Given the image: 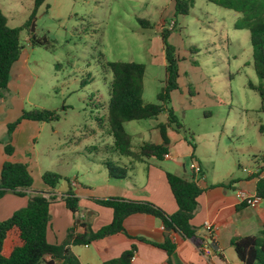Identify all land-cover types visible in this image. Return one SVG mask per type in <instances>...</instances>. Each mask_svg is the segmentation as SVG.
<instances>
[{
	"label": "rangeland",
	"instance_id": "1",
	"mask_svg": "<svg viewBox=\"0 0 264 264\" xmlns=\"http://www.w3.org/2000/svg\"><path fill=\"white\" fill-rule=\"evenodd\" d=\"M0 8L10 27H24L34 2L0 0ZM240 17L205 0H194L190 13L177 18L173 0H47L30 27L21 32L26 70L13 73V89L0 93V127L8 129L23 110L41 108L60 115L58 122L38 124L42 126L38 141L31 144L27 156L36 189L48 191L42 180L47 171L64 177L56 190L62 193L70 191L75 176L86 186L105 174L104 164L119 166V158L104 148L111 138L100 105L108 104L112 76L103 64H143V100L156 103L166 76L162 28L174 29L167 41L180 59L179 89L171 95L169 106L183 125L181 137L204 156L212 177L224 174L233 158L235 169L237 164L252 167L254 156L264 154V112L260 95L249 83L263 82L253 68L250 32L235 28ZM140 21L152 26L144 27ZM31 33L45 39L43 44L32 45ZM164 116L159 118L162 122ZM153 123L125 125L134 136L135 148L150 141ZM24 143L19 142V150L23 151ZM92 145H98L99 151ZM231 147L236 148L234 156L226 158ZM183 148L190 150L182 143V154ZM191 162L186 156L169 164L156 163L168 171L173 167L183 171V165L189 171ZM61 198L54 210L67 209ZM50 216H54L50 236H58L62 216Z\"/></svg>",
	"mask_w": 264,
	"mask_h": 264
},
{
	"label": "trees",
	"instance_id": "2",
	"mask_svg": "<svg viewBox=\"0 0 264 264\" xmlns=\"http://www.w3.org/2000/svg\"><path fill=\"white\" fill-rule=\"evenodd\" d=\"M47 0H33L34 9L29 22L24 27L12 28L8 19L0 8V93L8 92L11 79V69L19 60L23 50L21 44V32L29 28L35 20L36 14ZM223 9L234 11L241 15L235 24L237 30L250 32V41L253 49V68L256 76L263 82L259 86L249 83V87L260 95L264 112V0H205ZM174 18L188 15L194 7V0H173ZM49 9V5H47ZM144 27H151L149 21H140ZM159 30V28H158ZM172 30L162 28L160 31L166 58V76L164 85L157 95L156 103H147L143 100L144 77L146 68L143 64L134 62H106L103 69L112 76L109 87V101L106 106L100 105L105 115L106 135L112 139L110 145H105L107 154L118 158H127L130 164L125 167H111L104 164L111 179H123L136 164L147 162L150 159L163 161L169 154L168 129L177 133L183 130L174 110L170 108L171 95L179 89L180 59L176 49L168 43ZM45 39H38L31 33L32 45H42ZM166 114L167 121L160 124L158 129L162 138V144L143 142L134 149L133 136L127 132L125 125L134 121L157 119ZM60 115L54 110L33 108L23 110L20 118L8 125L5 142L7 155H12L14 148L11 145L14 130L23 121L39 123L58 122ZM103 120L100 119V121ZM193 149L195 146H192ZM91 149L99 151V146ZM264 160V155L261 156ZM192 160L195 156L192 155ZM119 165V164H118ZM198 176V175H197ZM199 176H203V171ZM196 174L193 179H186L173 173L166 172V180L177 204L178 210L169 215L159 207L149 202L128 201L109 198L94 200L100 206L113 211L111 224L94 232L90 225L81 222L84 232L77 234L74 229L67 233L66 240L61 245H51L47 240V230L50 222V207L58 200L56 195L50 193H35L29 198L26 207L16 211L6 221H0V264H81L72 253V246H88L100 239L127 232L124 228V220L134 214H146L158 219L165 229H170L185 239H193L196 230L192 220L199 206V197L202 189L196 183ZM64 179L61 174L45 172L42 180L51 190H55ZM233 180L221 183V186L231 184ZM33 187V178L28 166L23 163L6 162L0 171V199L8 193L24 196L25 191ZM256 195L264 199V180H259L256 187ZM69 210L77 215L80 211L79 199L73 191L67 192L62 198ZM163 249L171 258L176 245L171 238L165 243L155 245ZM232 246L242 264H264V219L262 230L258 235L236 237L232 240ZM135 247L124 252L118 258L109 260L104 264H133ZM49 259V260H48Z\"/></svg>",
	"mask_w": 264,
	"mask_h": 264
},
{
	"label": "crops",
	"instance_id": "3",
	"mask_svg": "<svg viewBox=\"0 0 264 264\" xmlns=\"http://www.w3.org/2000/svg\"><path fill=\"white\" fill-rule=\"evenodd\" d=\"M22 54L23 51L11 69L9 90L13 89L16 82L13 73L22 72L27 68V61L22 58ZM159 118H163V115L157 119L148 120L154 123L153 127L148 130L150 141L146 142L163 143L158 126L166 123L167 116H164L163 122ZM38 124L39 122L23 121L14 130L11 141L14 151L10 156L6 154L4 142L8 129L6 126L0 127V171L6 162L23 163L28 166L32 175L27 156H31V144L38 141L40 134L38 129H42V126ZM167 135L170 142V158H164L166 163H172L175 159H184L186 156L191 159L194 155L196 159L192 161L197 162L202 167L203 176L196 175L195 178L197 185L203 191L198 200V209L192 220L196 236L193 239H185L173 231L168 233L162 223L153 216L134 214L124 220L123 225L127 235H113L95 241L88 246H72L71 251L81 264H104L109 260L118 258L124 252L130 251L133 247L136 249L132 260L133 264H242L232 246V240L236 237L255 236L260 233L264 219V199H261L257 206L248 207L238 200L237 192L243 190L249 195H256L258 180L255 176L244 172L243 169L260 168L264 170V160L261 158L264 154L254 156L255 164L252 167L237 164L235 169L233 161L235 158H231L234 156L236 148L231 147L225 153V157L231 159L227 171L219 177H212L205 166L206 159L204 156L197 153L196 148L193 149L185 138L181 137L180 133L168 129ZM20 141L26 144L23 151L19 150ZM111 143L112 139L107 145ZM182 143H186L190 149L186 152V148H183V154L181 153ZM134 149L136 148L134 147ZM117 162L120 167L130 164L129 159L124 161L119 158ZM156 162L157 160L150 159L147 162L136 164L123 179H111L106 171L103 176L90 179L86 186L82 185L78 181V177L75 176L69 185L70 191L72 190L79 199L80 211L74 215L68 207L67 209L63 208V210H54L56 205H61L60 203L51 205L50 213H57L58 216H62V220L59 222V229L56 231L58 236H50V226H48L47 240L49 244L61 245L66 240L70 229H74L77 234L83 233L84 229L79 225L81 222L89 224L94 232L111 224L113 211L98 205L94 200L115 198L149 202L169 215L175 214L178 207L167 183L166 172L186 179H193L194 174L191 169L187 171L184 165L183 171H179L175 167L171 169L172 171H168L158 167ZM229 180H233V182L227 186L220 185ZM34 184L33 180L32 189L25 191L24 196L8 193L0 199V221L10 219L16 211L26 207L29 198L35 193H50L57 197H63L67 194V192L58 193L57 188L51 190L47 185L48 191H43L44 189L39 191ZM53 217H51L52 222L54 221ZM207 223L210 224L212 230L206 227ZM168 237L176 245L171 258L163 249L155 246L165 243ZM212 244L217 246V250L212 249ZM55 263L63 264L60 261Z\"/></svg>",
	"mask_w": 264,
	"mask_h": 264
},
{
	"label": "built area",
	"instance_id": "4",
	"mask_svg": "<svg viewBox=\"0 0 264 264\" xmlns=\"http://www.w3.org/2000/svg\"><path fill=\"white\" fill-rule=\"evenodd\" d=\"M165 158L169 159L170 155L169 154L166 155ZM190 169L193 172V174L200 175L202 173V167L195 161L191 162ZM243 171L246 172L249 175L255 176V178L258 181L259 180H264V170H262L260 168H254L253 170H249L248 168H244ZM237 197H238V200L242 204H245L248 207H255L261 201V198L258 197L257 195H254V196L253 195H249L248 193H246L243 190H239L237 192ZM206 227L209 230L211 229V226H210L209 223L206 224Z\"/></svg>",
	"mask_w": 264,
	"mask_h": 264
},
{
	"label": "water",
	"instance_id": "5",
	"mask_svg": "<svg viewBox=\"0 0 264 264\" xmlns=\"http://www.w3.org/2000/svg\"><path fill=\"white\" fill-rule=\"evenodd\" d=\"M171 230L168 228L167 229V232L169 233ZM212 249L215 251V250H217V246L216 245H214V244H212Z\"/></svg>",
	"mask_w": 264,
	"mask_h": 264
}]
</instances>
